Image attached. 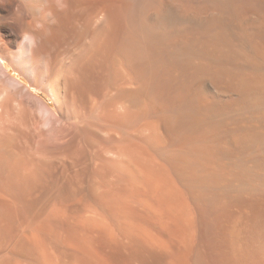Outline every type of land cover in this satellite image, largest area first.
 <instances>
[{"label": "bare ground", "instance_id": "6f19581e", "mask_svg": "<svg viewBox=\"0 0 264 264\" xmlns=\"http://www.w3.org/2000/svg\"><path fill=\"white\" fill-rule=\"evenodd\" d=\"M0 264H264V0H0Z\"/></svg>", "mask_w": 264, "mask_h": 264}, {"label": "rangeland", "instance_id": "374dc122", "mask_svg": "<svg viewBox=\"0 0 264 264\" xmlns=\"http://www.w3.org/2000/svg\"><path fill=\"white\" fill-rule=\"evenodd\" d=\"M11 73H13V72L11 71Z\"/></svg>", "mask_w": 264, "mask_h": 264}]
</instances>
